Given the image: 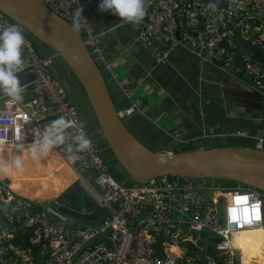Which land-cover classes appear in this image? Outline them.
I'll use <instances>...</instances> for the list:
<instances>
[{
	"label": "built area",
	"instance_id": "1",
	"mask_svg": "<svg viewBox=\"0 0 264 264\" xmlns=\"http://www.w3.org/2000/svg\"><path fill=\"white\" fill-rule=\"evenodd\" d=\"M40 1L70 24L72 12L77 7L82 9V40L104 78L120 86L113 62L99 43L107 31L96 32L87 19V10L99 0ZM224 1L225 7L206 0H149L141 23L143 33L152 44L166 38L164 31L171 32L178 25L194 27L195 36L188 37L189 48L202 66L223 59L224 67L229 68L238 50L234 30H240L244 40L252 39V44L264 51V0ZM210 3L214 9L209 8ZM10 24L18 25L25 37V71L18 75L28 74L32 80L23 84L22 102L12 103L0 96V147H29L58 116L71 120L73 126L64 130L65 142L53 149L80 173L106 212L97 224L75 227L70 224L71 217L52 204L38 205L0 178V264H237L236 234L264 229V193L231 185L230 181L181 176L121 185L54 78V57L42 56L25 29L0 11V29ZM243 66L254 90L264 96V63L244 55ZM121 93L131 99L126 90ZM139 106L138 100H131L130 108L118 113L123 118ZM80 133L92 142L84 151H76L71 139ZM257 144L264 148V138ZM82 172L95 173L94 185ZM211 238L218 239L217 259L201 254L203 243Z\"/></svg>",
	"mask_w": 264,
	"mask_h": 264
},
{
	"label": "crops",
	"instance_id": "2",
	"mask_svg": "<svg viewBox=\"0 0 264 264\" xmlns=\"http://www.w3.org/2000/svg\"><path fill=\"white\" fill-rule=\"evenodd\" d=\"M144 17L133 26L109 12L101 13L97 6L87 10V19L96 32L107 31L99 38V43L112 60L113 70L118 75L120 86L105 77L117 109L121 112L130 108L131 100L140 102L139 109L122 118L135 136L145 146L173 155L175 150L184 146H191L193 150L238 148L264 151L257 144L259 138H264V97L246 93L248 87L253 88L250 80L243 76L235 87L224 84L215 71L217 66H202L190 48L179 42H175L168 51H163V48L159 51L143 33L141 23ZM109 27L111 31H108ZM188 27L183 28L181 39L187 37L186 41L183 40L186 44H189L188 37L195 36V30L188 32ZM42 56L55 57L54 54ZM19 79L26 84L32 77L22 74ZM122 89L130 94L131 99L122 95ZM67 101L72 106L70 99ZM91 134L93 141L104 150L112 175L133 185L118 169L117 161L106 154V145L97 126L92 128ZM180 142L186 145H180ZM30 149L5 150L0 156V169L7 167L25 180H32L38 174L52 183L66 182L70 176L74 182L81 180L80 173L72 169L74 173L53 148L38 161L32 159ZM17 157L22 161V170H16L12 165ZM4 173L0 170V176ZM81 175L89 183L95 178L94 172H82ZM35 201L39 204L43 200ZM234 245L237 264H264V229L239 232Z\"/></svg>",
	"mask_w": 264,
	"mask_h": 264
},
{
	"label": "water",
	"instance_id": "3",
	"mask_svg": "<svg viewBox=\"0 0 264 264\" xmlns=\"http://www.w3.org/2000/svg\"><path fill=\"white\" fill-rule=\"evenodd\" d=\"M206 1H212L220 7L226 6L224 0ZM8 10L24 14L25 18L16 19ZM0 11L51 48L54 56L60 57L68 65L82 86L107 150L134 182L147 184L161 176H181L230 181L264 193V151L212 148L170 155L149 149L120 117L102 72L80 33H74L69 22L54 14L40 0H0ZM186 27L183 24L171 32L164 31L166 38L154 41L153 46L159 51H162L161 48L163 51L170 50L175 42L190 47V44L181 40L183 28ZM192 30L194 27L187 29L188 32ZM234 34L233 40L238 50L233 64L225 68L223 59L214 60L213 64L218 67L215 71L223 79V83L235 87L243 80V76L251 82V76L243 66L244 55L260 59L264 63V51L253 45L252 39L244 40L240 30H234ZM177 46L178 44L175 45ZM248 88L246 93L249 95L264 97L253 88ZM2 109L3 106H0V110ZM5 182L10 183V180L5 179ZM45 204H56L63 214L85 223L102 218L106 212L105 208L98 205V199L82 179L74 182L56 198L48 202L43 200L38 205ZM217 241L218 239L211 238L209 242L212 244L203 243L205 250L201 254L217 259Z\"/></svg>",
	"mask_w": 264,
	"mask_h": 264
},
{
	"label": "clouds",
	"instance_id": "4",
	"mask_svg": "<svg viewBox=\"0 0 264 264\" xmlns=\"http://www.w3.org/2000/svg\"><path fill=\"white\" fill-rule=\"evenodd\" d=\"M147 0H99L97 8L101 13L109 12L118 16L120 20L133 26L137 25L146 14ZM209 8L214 9V3L209 4ZM85 17L82 9L77 7L72 12L71 30L78 33L82 26V20ZM111 31L112 28H107ZM25 43V37L21 28L16 24H10L0 29V95L7 97L10 102L18 103L23 100V84L20 82L19 75L24 73L26 61L22 56V48ZM75 59V57H74ZM73 126L71 120L58 116L46 126L39 140L31 146V157L38 161L46 155L55 145L65 142V129ZM76 151L87 150L91 145L90 138L83 134H77L71 137ZM73 146H68L71 152ZM16 170H22V161L17 157L12 161ZM5 173L9 172L7 167L0 169Z\"/></svg>",
	"mask_w": 264,
	"mask_h": 264
},
{
	"label": "bare ground",
	"instance_id": "5",
	"mask_svg": "<svg viewBox=\"0 0 264 264\" xmlns=\"http://www.w3.org/2000/svg\"><path fill=\"white\" fill-rule=\"evenodd\" d=\"M8 12L12 16H14L16 19L25 18L24 14L14 12V11H10V10H8ZM31 146L26 147V149L31 148ZM19 149H25V148L0 147V156H2L4 154L5 150L13 151V150H19ZM0 178L9 179L12 187L19 194H22L23 196L29 197L32 200L54 199L74 181L72 176H70L69 178H67L66 182L52 183V182H49L45 176H41L40 174L35 176V178L32 180H27V179L25 180V178L23 176L15 174L11 170H9L8 173H4V175L0 176Z\"/></svg>",
	"mask_w": 264,
	"mask_h": 264
},
{
	"label": "trees",
	"instance_id": "6",
	"mask_svg": "<svg viewBox=\"0 0 264 264\" xmlns=\"http://www.w3.org/2000/svg\"><path fill=\"white\" fill-rule=\"evenodd\" d=\"M26 32L28 33V36L32 39L34 44H35V42H39V40H37L35 37H33L28 31H26ZM40 43H42V42H40ZM43 45L48 49V53L46 55H53L54 54V51L51 48H49L45 44H43ZM53 62H54V60H53ZM52 65H53V63H52ZM67 69H68V72L64 73V78L67 81H66V83L65 82L64 83L61 82V84H62L61 86L64 89V92L66 94L67 99L68 100L70 99V103L72 104V107L78 113V116H79L80 120L86 126V129L88 131L89 136L93 139L92 134H91V130L94 127L96 128L97 123L94 120V117L92 115L90 106H89V104L87 102V99H86V96H85V93H84L83 89L79 88V84H75V81L73 79H71L72 75L70 74L71 72H69L70 69L69 68H67ZM108 89H109V86H108ZM110 95H111V92H110ZM111 97H112V95H111ZM114 104H115V106L117 108L118 107L117 104L116 103H114ZM117 110H118V112L120 111L119 108ZM97 145L99 146V144H97ZM178 149L174 151L175 154H179L180 151H178ZM156 150H153V151H156ZM103 155H104V152H103ZM111 156H112V154H111ZM227 182H229V181H227ZM230 183H231V185H236V183H233V182H230Z\"/></svg>",
	"mask_w": 264,
	"mask_h": 264
},
{
	"label": "rangeland",
	"instance_id": "7",
	"mask_svg": "<svg viewBox=\"0 0 264 264\" xmlns=\"http://www.w3.org/2000/svg\"><path fill=\"white\" fill-rule=\"evenodd\" d=\"M35 46L38 50V52L41 54V55H46L48 53V49L42 44L39 42H35ZM67 67H66V66ZM68 65L60 58V57H54V62H53V65L51 66V72L53 74V76L55 77V79H57L58 81L62 82V83H66V79L64 78V73L65 72H68ZM71 70V69H70ZM71 72V71H69ZM72 76H71V79H73L75 81V84H79V88L82 89V86L80 85V83L78 82L77 78L75 77V75L71 72L70 73ZM62 85V84H61ZM97 126V131H99V127L98 125ZM186 145V144H185ZM148 148H150L151 150H156L153 146H148ZM194 148H192L191 146L188 147V146H184L180 149H178V151H180L179 153H183V152H187V151H190V150H193ZM105 150H107V148H105ZM55 151V150H54ZM157 151V150H156ZM56 152V151H55ZM57 153V152H56ZM58 154V153H57ZM107 155H109L113 160L114 158L111 156L110 152L107 150L106 152ZM59 155V154H58ZM60 156V155H59ZM61 157V156H60ZM61 159L63 160V158L61 157ZM2 159L0 158V161ZM64 161V160H63ZM118 166V169L124 174V176H126L130 182L134 183L133 180H131L128 175L126 174V172L121 168L120 165H117ZM116 168V172L118 171L120 173V171ZM120 175L122 176V174L120 173ZM114 178L116 179L117 182H119L121 185H124V186H130V183H126L125 181H120L118 180V178H116V176H114ZM94 179H90V183L91 185H94ZM74 182V181H73ZM72 182V183H73ZM72 185V184H71ZM70 185V186H71ZM236 186V185H235ZM68 188V187H67ZM66 188V189H67ZM65 189V190H66ZM63 190V191H65ZM62 193V192H61ZM60 193V194H61ZM53 208L54 209H58V206L56 204H52ZM98 223V220L96 221H93V222H81V221H77V220H74V219H71L70 218V224L72 226H75V227H81V228H84V227H87V226H90V225H94V224H97ZM207 243L208 244H212L211 242L208 241V239H206Z\"/></svg>",
	"mask_w": 264,
	"mask_h": 264
}]
</instances>
